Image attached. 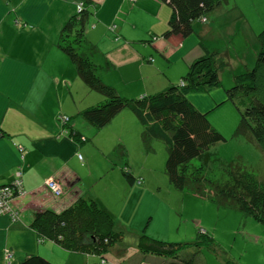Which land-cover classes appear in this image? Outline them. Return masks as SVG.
<instances>
[{"label": "crops", "instance_id": "obj_1", "mask_svg": "<svg viewBox=\"0 0 264 264\" xmlns=\"http://www.w3.org/2000/svg\"><path fill=\"white\" fill-rule=\"evenodd\" d=\"M85 1L0 0V125L6 131L0 135V184L12 183L21 172L25 191L12 202L18 212L16 219L0 215V264H19L33 254L54 264H101V256L69 251L50 239L41 240L31 227L38 211L49 208L60 212L80 196L96 199L114 215L117 229L125 233L123 242L105 255L110 264H140L144 259L159 263V257L141 254L138 238L145 232L169 240L165 236L174 232L170 221L164 223L158 215L155 218L157 209L144 213L141 202L133 201L135 189L148 193L152 186L157 208L163 206L164 192H168L182 197L184 214L187 204L214 210L213 203L200 198L201 202H194L189 197L196 196L175 189L164 179L145 178L137 185L127 182L122 168L127 164L134 173V164L131 168L126 155H117L115 148L125 146L128 156L143 146L142 126L133 111L123 109L99 129L78 115L104 99L78 76L75 65L58 45L63 25ZM90 1L94 13L87 37L99 49L94 59L99 64L105 60L114 63L109 71L101 72L106 83L123 96L141 97L178 82L207 50L227 53L230 65L221 73L222 87L210 93H191L189 99L222 133L226 134L225 128L216 120L225 110L234 112L230 128L237 125L239 114L227 100L226 89L237 73L254 64L259 49L257 34L264 19L250 21L238 0L232 4L227 0L207 14L206 22L195 21L193 33L182 37L164 35L172 8L163 0ZM62 114L72 117L71 127L84 134L85 140L63 131ZM50 177L60 182L62 195H55L46 186ZM135 203L137 209L131 210ZM197 218L209 226L205 217ZM185 225V232L201 226L191 221ZM175 229L179 232L181 227Z\"/></svg>", "mask_w": 264, "mask_h": 264}, {"label": "trees", "instance_id": "obj_2", "mask_svg": "<svg viewBox=\"0 0 264 264\" xmlns=\"http://www.w3.org/2000/svg\"><path fill=\"white\" fill-rule=\"evenodd\" d=\"M172 8L169 28L164 35L187 37L194 31V22L216 9L223 0H163ZM63 25L59 47L75 65L78 76L91 90L103 95L102 102L86 107L78 115L96 128H103L123 109L136 115L142 126L141 140L145 152H153L156 139L167 149L165 172L172 186L217 207L240 212L264 222V180L249 169L242 156L224 160L212 147L226 140L225 135L212 123L208 114L193 104L191 93H210L222 87L221 73L230 65L227 53L207 50L196 58L182 78L155 93L141 97H126L101 76L113 66L110 60L103 64L95 61L99 49L87 37L90 18L94 13L90 0L82 2ZM79 5V6H80ZM96 7V5H95ZM79 8V7H78ZM264 26V25H263ZM263 28V27H262ZM258 32L259 49L254 64L234 76L233 84L226 89L227 100L239 114L233 135L254 144L264 154V28ZM64 132L78 139L86 136L74 131L70 120L63 122ZM0 135H6L0 125ZM119 156L127 149L119 144ZM81 155V154H79ZM80 158V157H79ZM122 174L129 184L138 177L126 164ZM11 184V183H10ZM10 184H0L1 187ZM116 218L96 199L80 196L70 206L57 212L44 208L38 211L31 223L41 240L50 239L64 249L74 252L106 255L123 242L125 233L115 230ZM138 250L146 257H159V263L146 261L140 264H205L199 258L204 248L220 254L222 248L208 231H199L194 241H166L142 233ZM226 264H239L223 259ZM19 264H54L39 254L26 256ZM117 264H128L121 261Z\"/></svg>", "mask_w": 264, "mask_h": 264}, {"label": "rangeland", "instance_id": "obj_3", "mask_svg": "<svg viewBox=\"0 0 264 264\" xmlns=\"http://www.w3.org/2000/svg\"><path fill=\"white\" fill-rule=\"evenodd\" d=\"M226 1L227 0H223L219 6H221L222 3ZM238 1L245 17L250 21L264 19V0ZM232 3L233 1L230 0V4ZM200 20L206 22L208 20L207 15L203 16ZM262 27L264 28V26ZM233 114V110H225L222 112L221 117L216 120L219 127L225 128L224 131L226 134H223L225 135L226 140L216 143L212 149L218 152L221 155V158L224 160H232L236 159L238 156H242L247 167L254 171L260 180H264V154L254 144L233 135L234 129L236 128V126H233L232 129L230 128L231 121H233ZM67 116L70 117L69 115ZM153 147L154 151L147 153L145 152L144 147L140 144V148L138 150H131V153H129V155L126 157V160L128 163H130L131 168L134 164V168H132V170L138 177V180L134 183L135 185L141 184L145 178L147 181L163 179L167 182L169 181V178L165 172V164L168 155L166 145L162 140L156 139L153 143ZM130 158H132L131 162L129 160ZM145 163L147 164V167L144 165ZM47 185H49L48 180H46V186ZM21 189L17 188L16 190ZM49 190L55 193V189L52 190L49 188ZM135 190L136 191L132 193L134 194L133 201L141 202V208L144 213L154 212L157 209L155 218L158 215L159 220L163 221L164 223H169L170 221V224L174 227V232H171L168 234V236H165L169 239L166 241H194L199 231H208L214 237L217 244H219V247L222 248V253L216 254L207 248L202 249L199 258L203 261V263L226 264L223 259L233 258L237 260L239 264H264V222L257 221L251 217H244V215L236 210H229L227 208H221L219 210V207L217 206H213L214 210L212 209V211H210L209 209L203 208L200 205L194 206L187 204L186 213L184 214V208L181 207L182 202L180 201L182 197L178 198L177 195L174 194H171L170 196L168 195V192H164L163 206H159L157 208V203L152 196V186L148 188V193L143 190ZM63 193L64 191H62L60 195ZM177 194L184 196L183 193L180 192ZM10 198L12 202L14 200V196L12 195ZM189 198H194V202H201L199 198ZM206 204L210 205L211 203ZM137 206V203L132 204L130 205V209L136 210ZM132 213H134V211H132ZM5 214L9 215L14 220L16 219L18 212L12 209H3V212H1L0 215ZM198 216L205 217V220H207L206 222L209 224V226L207 227L205 224H200L197 218ZM190 221L201 226H199V229H196L192 232H185V224L190 223ZM175 227H181V230L178 232L176 231ZM115 230L119 231L116 225ZM11 255L12 254L10 252H7L8 259H11ZM106 256L104 255L103 257L107 258ZM100 258L101 264H110L109 261L102 257Z\"/></svg>", "mask_w": 264, "mask_h": 264}, {"label": "built area", "instance_id": "obj_4", "mask_svg": "<svg viewBox=\"0 0 264 264\" xmlns=\"http://www.w3.org/2000/svg\"><path fill=\"white\" fill-rule=\"evenodd\" d=\"M61 119H63V122H68L70 120V118L68 116L63 115L61 117ZM79 157L82 159V155H79ZM48 180L49 185H47L50 189L54 190L55 193L57 195H60L62 190L59 188V184H57V180L56 178L50 177ZM14 185H6L3 187H0V214L1 212H3V209H9V203L11 202V196L13 195L12 193V189H21V184H22V180H21V172L17 173V177L15 178V180L13 181ZM22 190V189H21ZM21 190H16L17 192H20ZM13 213H15L14 211H12ZM3 214V213H2ZM12 257V255L10 256Z\"/></svg>", "mask_w": 264, "mask_h": 264}, {"label": "bare ground", "instance_id": "obj_5", "mask_svg": "<svg viewBox=\"0 0 264 264\" xmlns=\"http://www.w3.org/2000/svg\"><path fill=\"white\" fill-rule=\"evenodd\" d=\"M82 7H83V5H80L79 6V10H81L82 9ZM81 159V158H80ZM82 159H83V157H82ZM58 181V180H57ZM58 184H59V188L62 190V191H64L63 190V187L61 186V184H60V182L58 181ZM10 185H14V182H12ZM12 193H13V196H14V199L17 197V196H19V195H23L24 193H25V191L24 190H22V191H20L19 193L15 190V189H12ZM55 195H57L56 193H54ZM57 196H59V195H57ZM13 202V201H12ZM12 202H8L9 203V209H12V210H14L13 209V207H12Z\"/></svg>", "mask_w": 264, "mask_h": 264}]
</instances>
